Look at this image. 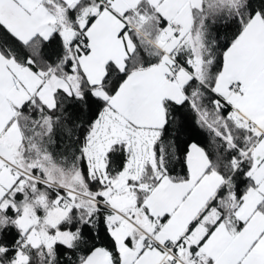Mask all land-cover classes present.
I'll return each instance as SVG.
<instances>
[{
  "label": "snow or ice",
  "instance_id": "snow-or-ice-1",
  "mask_svg": "<svg viewBox=\"0 0 264 264\" xmlns=\"http://www.w3.org/2000/svg\"><path fill=\"white\" fill-rule=\"evenodd\" d=\"M0 264H264V0H0Z\"/></svg>",
  "mask_w": 264,
  "mask_h": 264
}]
</instances>
